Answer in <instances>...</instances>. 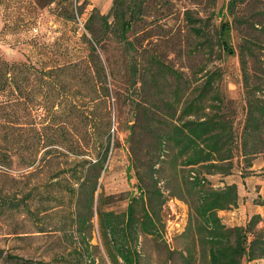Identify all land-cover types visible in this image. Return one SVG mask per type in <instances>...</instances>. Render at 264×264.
I'll list each match as a JSON object with an SVG mask.
<instances>
[{
    "label": "trees",
    "instance_id": "obj_1",
    "mask_svg": "<svg viewBox=\"0 0 264 264\" xmlns=\"http://www.w3.org/2000/svg\"><path fill=\"white\" fill-rule=\"evenodd\" d=\"M12 0H0V35L16 33L18 25L6 24L2 9ZM34 13L49 5H61L59 0H22ZM71 20L76 21L72 0H66ZM153 0H113L111 11L102 15L98 9L91 13L84 35L90 47L85 71L94 93L95 112L79 107L84 130L71 134L60 128L58 136L47 132L51 125L68 116L72 109L64 102L62 75L81 64H49L44 58L37 62H9L0 56V170H15L13 150H45L59 147L67 168L59 175L33 186L18 182L16 190H0V218L23 215L31 219L37 233L55 234L72 249L55 252L49 262L12 259L22 264H61L73 257L78 264H143L144 242L151 239L157 249L166 239V205L173 199L185 201L190 208L188 224L181 234L184 247L176 250L169 245L166 261L178 256L182 264H244L264 260L263 221L255 214L245 226H227L220 212L239 207L241 195L236 183L214 188L206 175L229 176L238 156L244 163L243 179L257 175L254 160L264 157V98L253 92L247 74L249 59L264 49V0H229L218 12L222 21L218 28L211 17H195L191 10L184 19L195 38L214 50L220 47L226 54L235 55L231 44L232 32L242 35L239 48L247 87L246 120L242 133L234 127L231 110L215 87L216 74L208 76L201 89H190L184 73L167 63L160 54L133 40L138 37V25L145 23ZM167 2V1H166ZM83 5L75 6L78 15ZM37 17L27 18L23 25ZM260 27V28H258ZM256 32V34H255ZM137 33V34H136ZM137 35V36H136ZM122 48V58L128 78L126 90L113 89L98 54L108 38ZM264 71V70H263ZM35 80H32L33 76ZM40 75V76H39ZM121 94L128 101L134 116L130 126L131 165L137 179V192L115 199L103 191L102 179L108 170L111 136L102 137L99 109H108L107 100ZM211 96V97H210ZM213 101L214 104H208ZM73 108V107H72ZM109 112V111H108ZM87 113V115H85ZM109 115V114H108ZM47 119L51 124H45ZM111 126V120L108 122ZM21 125V127H17ZM66 122L60 125L65 126ZM28 126L30 129L25 128ZM148 142L146 150L141 143ZM84 150V151H82ZM51 152H45L43 160ZM58 153V152H57ZM26 165L19 171L28 176L40 170L37 152L21 154ZM50 161V160H49ZM38 163V164H37ZM200 169H204L202 174ZM205 175V176H204ZM23 176H26L23 175ZM119 200H128L126 210L113 209ZM261 205H264L261 204ZM65 210L63 214L58 210ZM59 217V218H58ZM56 219L48 230L46 221ZM53 223V222H52ZM99 244L93 245L95 234ZM168 234V232H167ZM166 239V240H165ZM98 254V255H97Z\"/></svg>",
    "mask_w": 264,
    "mask_h": 264
},
{
    "label": "rangeland",
    "instance_id": "obj_2",
    "mask_svg": "<svg viewBox=\"0 0 264 264\" xmlns=\"http://www.w3.org/2000/svg\"><path fill=\"white\" fill-rule=\"evenodd\" d=\"M61 5H49L43 10L34 13L32 7L22 0H12L2 13L6 24L8 22L18 25L16 33L6 31L0 35V56L9 62H37L44 58L49 64H81V68L68 69L62 79L67 82L65 91L61 93L66 96L64 102L69 104L72 112L66 116H59L55 125L49 126L47 132L56 136L62 133L60 128H67L71 134H79L84 130L78 115L79 107L85 112H95L94 93L91 83L86 74L83 73L86 65V58L90 54V47L84 35L88 39L91 36L86 32L85 25L94 9H98L102 15L110 13L113 0H72L76 21L71 20V10L66 0H59ZM167 1V2H166ZM229 0H153L152 9L148 13L145 23L138 25V37L131 35V38L147 46L153 52L160 54L161 57L175 69L184 73L190 81L191 91L195 88L201 89L207 81L208 76L216 74L215 87L222 94L231 110L230 116L234 119V127L238 134L242 133L247 108V87L245 85V73L240 59V46L242 35L236 30L232 32L231 44L235 50V55L226 54L217 45L214 50L202 45V39L195 38L184 19V12L191 10L195 17H211L212 32L214 28L221 25V15L218 12L228 3ZM83 5L82 15H78L75 6ZM34 23L27 26L23 22L31 17ZM28 18V19H27ZM1 19V17H0ZM0 23V29L2 27ZM260 28V27H258ZM137 34V33H136ZM256 34V32H255ZM264 35V34H263ZM137 36V35H136ZM264 43V38H261ZM98 54L104 64L109 84L111 83L118 90H126L128 78L125 62L122 58V48L113 39L108 38L102 48H98ZM257 56L249 59L247 74L253 92L257 96L264 98V49L257 50ZM35 74L32 80H35ZM40 76V75H39ZM211 97V96H210ZM108 109L103 106L99 109L98 119L102 138L106 139L108 134L111 136L110 160L108 170L102 179L103 191L106 195H114L118 199L120 195L137 192V179L135 170L131 165V150L135 143L130 136V126L134 122V114L128 101L119 94L117 97L105 98ZM208 104H214L209 101ZM109 111V112H108ZM109 114V115H108ZM87 115V113H85ZM47 119L45 124H51ZM111 120V126L108 122ZM66 122L65 126L60 127ZM21 127V125H17ZM25 128L30 129L28 126ZM148 142L140 145L141 150H146ZM16 154L26 152H37L40 170L32 176H28L25 171H19L26 165L20 159V155L15 157V170H0V190L13 192L18 186V182L23 185L33 186L38 182H44L59 175L67 168L66 159L62 154L66 150L59 147L47 148L45 150H13ZM51 152L43 160L45 152ZM84 151V150H82ZM58 152V153H57ZM50 160V161H49ZM37 163V164H38ZM235 167L229 176L206 175L214 188H222L225 184L236 183L241 195L239 207L231 211L220 212L224 224L227 226H245L255 214L262 216V222L258 228L264 229V157L260 156L254 160V170L256 176L243 179L240 172L244 168L242 159L237 156L234 160ZM202 174L205 170L200 169ZM26 176H23L25 175ZM205 176V175H204ZM128 200L117 201L113 209L118 212L126 210ZM166 239L167 244L160 245L148 239L144 242L146 258L143 264H182L178 256L172 262L166 261V251L168 246L176 250L184 247L181 234L184 232L190 216L188 204L180 199H173L166 205ZM65 210H58L57 213L63 214ZM59 218V217H58ZM56 219L46 221L48 230ZM53 222V223H52ZM168 232V234H167ZM165 239V240H166ZM64 238L58 242L55 234L37 233L31 219L23 215L6 216L0 218V264H22L12 259L18 257L25 260L49 262L55 252L66 250L68 253L72 246ZM93 245L99 244L98 234L92 241ZM98 255V254H97ZM73 257L61 264H78ZM99 264L100 261H98ZM106 264H109L106 260ZM244 264H264V260H257Z\"/></svg>",
    "mask_w": 264,
    "mask_h": 264
},
{
    "label": "crops",
    "instance_id": "obj_3",
    "mask_svg": "<svg viewBox=\"0 0 264 264\" xmlns=\"http://www.w3.org/2000/svg\"><path fill=\"white\" fill-rule=\"evenodd\" d=\"M254 168V167H253ZM249 178H251V177H249Z\"/></svg>",
    "mask_w": 264,
    "mask_h": 264
}]
</instances>
